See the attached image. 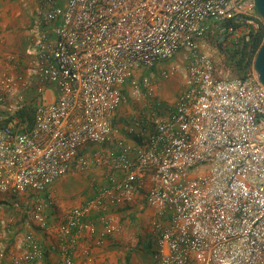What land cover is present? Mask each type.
<instances>
[{
  "label": "built area",
  "instance_id": "2783aa9c",
  "mask_svg": "<svg viewBox=\"0 0 264 264\" xmlns=\"http://www.w3.org/2000/svg\"><path fill=\"white\" fill-rule=\"evenodd\" d=\"M44 1L49 9L38 26V73L54 86L56 100L38 102L33 126L19 118L0 129V193L43 192L71 169H89L80 150L110 139L112 115L125 99L127 83L140 94L135 72L185 52V89L174 107L156 122L135 159L129 146L112 155L114 166L127 172L122 187L128 195L141 186L147 169L157 177L148 202L170 221L155 222V264H264V86L254 69L258 51L249 47L245 77L228 78L219 75L199 43L214 28L221 36L244 28L247 38L264 31L254 0H67L63 6ZM227 22L232 26L223 25ZM144 88L149 95L154 91L149 79ZM103 201L102 195L75 209L59 234L73 242L88 227L86 214ZM35 211L46 226L42 205ZM114 231L107 222L106 234ZM27 239L30 250L22 260L29 262L42 252L32 236ZM66 264H73L69 256Z\"/></svg>",
  "mask_w": 264,
  "mask_h": 264
},
{
  "label": "crops",
  "instance_id": "0c3cea01",
  "mask_svg": "<svg viewBox=\"0 0 264 264\" xmlns=\"http://www.w3.org/2000/svg\"><path fill=\"white\" fill-rule=\"evenodd\" d=\"M39 1L43 8L48 7L44 0H0V93L5 102L6 94H10V104H0V129L9 117L8 111L21 100L24 87L38 86V92L42 89L41 96L35 95V105L56 100V89L38 73ZM118 110L112 115V124ZM133 125L130 129L121 128L119 135L113 130L112 137L102 144L83 146L80 155L88 160L89 169H71L43 192L28 189L0 193V264H66L67 256L73 264H155V222L165 226L170 221L169 214L160 217L148 202L150 190L158 184L157 177L152 169H147L140 175L141 186L128 195L122 187L127 172L116 168L112 158L130 146L129 156L135 159L145 144L150 132L143 131L141 124ZM120 142L124 146L120 147ZM89 147L91 155H84ZM102 195L103 206L86 214L83 221L88 227L76 232L73 242L59 234V226L75 209ZM38 205H42L46 226L37 220ZM107 222L115 227L112 235L105 232ZM28 236L33 237L42 252L40 258L29 262L22 260L30 250Z\"/></svg>",
  "mask_w": 264,
  "mask_h": 264
},
{
  "label": "rangeland",
  "instance_id": "374dc122",
  "mask_svg": "<svg viewBox=\"0 0 264 264\" xmlns=\"http://www.w3.org/2000/svg\"><path fill=\"white\" fill-rule=\"evenodd\" d=\"M65 2L66 0H63L62 3L58 0V5L63 6ZM48 9L46 6L43 8V4L40 2L38 23L41 24V22H44V14ZM214 29V32L208 33L199 40L201 52L213 59L220 76L228 78L239 77L230 68L228 61L231 56L230 51L233 49L234 44L244 36L246 29L242 28L236 33H229L222 36L219 34L217 28ZM221 37L224 38L221 39ZM188 63L187 53L181 52L175 58L161 62L155 67L136 71L135 80L138 82L140 94H134V86L132 85V81H129L124 90L125 99L118 108L119 113L114 116L112 124L114 126V134L119 135L120 133L117 131H120L123 127L132 128L134 126L133 123L141 124L142 129L146 132L153 131L156 122L168 116L170 109L175 105L177 97L185 89ZM164 71L167 72V75H162ZM145 79H149L153 86L154 91L151 95L147 94L144 88ZM36 87L38 86L28 85L27 88L24 87L23 94L20 98L21 100L15 104V109L8 111V116H10V112L13 115L24 106L30 105L31 107H36V102L34 101L35 95L37 93L41 96V93L38 92ZM6 95L5 103L8 101L10 104V94L8 93ZM13 119L19 118L15 117ZM122 123L125 124L123 125ZM128 134L133 139L132 134ZM96 151L94 150L93 152ZM90 153V147L83 152L84 155Z\"/></svg>",
  "mask_w": 264,
  "mask_h": 264
},
{
  "label": "trees",
  "instance_id": "16d2710c",
  "mask_svg": "<svg viewBox=\"0 0 264 264\" xmlns=\"http://www.w3.org/2000/svg\"><path fill=\"white\" fill-rule=\"evenodd\" d=\"M232 22H227L223 24L224 26H232ZM235 28L238 25H234ZM264 41V31L259 32H250L249 37H241L233 46V49L230 51L231 56L228 61L230 68L239 76L245 77L247 71L250 68L251 62H246L249 47L252 48V51L257 52L261 47ZM18 117L23 121H27L29 126H33L34 117H35V107L30 105L24 106L19 109L15 114L10 115L5 121L3 127L13 118Z\"/></svg>",
  "mask_w": 264,
  "mask_h": 264
},
{
  "label": "water",
  "instance_id": "95a60500",
  "mask_svg": "<svg viewBox=\"0 0 264 264\" xmlns=\"http://www.w3.org/2000/svg\"><path fill=\"white\" fill-rule=\"evenodd\" d=\"M254 2L257 12L264 20V0H254ZM254 69L257 73L259 82L264 86V41L256 54Z\"/></svg>",
  "mask_w": 264,
  "mask_h": 264
}]
</instances>
